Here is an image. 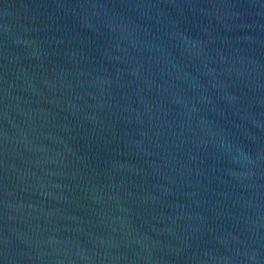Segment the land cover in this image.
<instances>
[{"label": "water", "instance_id": "obj_1", "mask_svg": "<svg viewBox=\"0 0 264 264\" xmlns=\"http://www.w3.org/2000/svg\"><path fill=\"white\" fill-rule=\"evenodd\" d=\"M0 264H264V0H0Z\"/></svg>", "mask_w": 264, "mask_h": 264}]
</instances>
